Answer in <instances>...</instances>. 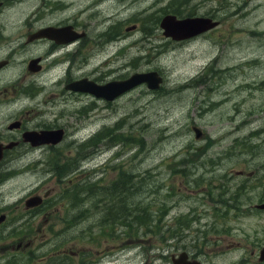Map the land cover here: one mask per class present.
Segmentation results:
<instances>
[{"label":"rangeland","instance_id":"374dc122","mask_svg":"<svg viewBox=\"0 0 264 264\" xmlns=\"http://www.w3.org/2000/svg\"><path fill=\"white\" fill-rule=\"evenodd\" d=\"M85 1L76 0V9L84 8ZM170 1L108 0L92 4L91 7L86 5L85 14L77 16L80 23H86L93 37L97 29L107 27L111 32L113 25L119 26L120 30L130 31L125 32V40L121 43L123 45L119 43L122 47L119 49V58L109 63L110 70L118 68L125 76L136 71L156 70L163 80L156 90H149L146 85H142L124 94L115 104V111L105 108L104 105H108L105 102L104 105L98 103L100 108L91 110L95 114L87 118L84 115L80 119L52 114L48 116L46 124L59 121L61 126L65 124L67 132L78 129L79 132L73 138L79 140L102 127L108 129L110 136H114L112 140L99 143L104 150L102 153L88 157L89 166L98 165L102 170L97 173L98 178L94 173L91 174V177L97 178L91 183V189L93 201L102 199L101 204L104 206L96 210L94 202L91 204L88 201L76 206L70 204L71 197H67L63 200L64 209L68 211L71 206L68 213L74 215L75 224L83 223L82 215L86 210L90 211L88 223L96 217L98 221L103 220L109 209L113 210L110 202L114 201L117 207L124 204L121 198L128 200V194L124 195L125 190L119 187L120 181L128 174L131 176L130 186L133 187L127 189L132 192L129 196L131 199L125 201V205L131 210L141 203L142 198L154 197L155 189L162 188L157 199H163L166 190L176 193L172 202L179 200L182 204L174 212H178L176 217L185 225L182 238L177 244L190 253L200 252L203 264H264L258 262L259 249L264 245V210L252 208L254 204L264 202V170L260 168L264 165L261 164L264 160V0ZM193 7L196 12L192 10ZM169 9L174 10L173 13L178 16L188 10L197 15L211 14L212 18L218 20L219 26L196 38L195 42L183 50L182 46L188 43L183 45L169 42L160 31L154 39L156 47L140 43L141 28L161 29L160 21ZM10 11L14 12L12 9ZM5 17L3 13V24L21 27L20 22H17L19 17L15 16L10 24H6ZM133 24H139L141 28L133 27L129 30ZM19 33L23 35L24 30H19ZM167 42L176 48L181 47V51L168 47L166 51L159 50L161 44ZM113 48L114 45H111L110 50ZM120 51H123L122 57ZM146 57H151V60L146 61ZM22 67L24 70L18 81L2 80L5 74L0 73V88L7 84L15 87V84L23 80V91H38L41 84L35 72H28L26 64ZM80 74H88L87 69L80 70ZM9 93L6 95L8 99ZM22 106L21 101H16L12 108ZM81 107L87 108L84 104ZM28 108L29 105L14 115L28 119L25 113ZM48 113L46 111L45 116ZM8 117V114L0 111V123H4ZM194 127L201 131L199 138L195 137ZM73 138L69 136L65 143H60L59 149L64 151L67 159L76 162L86 152L80 146L77 149L74 144L70 146ZM48 150L39 155L45 156ZM192 150L196 153L189 154ZM56 161L60 160L55 159L54 163ZM12 166L19 167L15 170L19 172L21 167L27 165L15 163ZM173 170L178 171L173 173ZM240 171L246 173L241 174ZM183 174H196L197 177L194 179L189 176L187 179ZM38 177L39 182L45 180L47 186L55 188V199L58 201L61 186L51 185L53 178L50 174L31 175L24 178V181L31 184ZM70 184L67 183L65 188L69 189ZM148 189L153 194L147 193ZM189 189H199L202 196H196ZM77 192H85V183L81 182L77 186ZM208 192L220 200L223 206L214 207L208 196L204 195ZM186 195L190 198L185 199ZM21 196L23 194H11L6 202ZM62 215L63 212H58L56 219ZM167 220L164 217L160 227ZM128 221L133 223L132 219ZM29 223V226L36 225L33 217L25 218L21 225L24 227ZM60 225L55 224L52 229H61ZM85 226L80 224L64 228L61 234V237L67 236L64 238L44 239L46 243L41 252H52L55 244L70 239L78 241H71L67 247H85L86 234H75ZM95 226L99 224H93L92 227ZM43 230L46 232L48 229ZM126 230L124 226H119L115 233L123 234ZM128 230L131 231V228ZM159 241H156L157 245L162 243ZM128 248L134 252L133 247ZM48 259H40L36 264H48ZM161 263L165 262L156 260V264Z\"/></svg>","mask_w":264,"mask_h":264},{"label":"flooded vegetation","instance_id":"af4514ba","mask_svg":"<svg viewBox=\"0 0 264 264\" xmlns=\"http://www.w3.org/2000/svg\"><path fill=\"white\" fill-rule=\"evenodd\" d=\"M90 1L86 0L85 4ZM103 1L97 0L96 2L101 4ZM76 6V0H0V73L5 74V78L1 79L5 81L16 79L18 81L24 70L22 65L26 64L25 69L31 73L35 72V76L41 84L36 92L23 91V80L19 81V84H15V87L7 84L0 88V96H2L0 111L9 115L4 123H0V264H36L38 260L47 257H49L46 261L48 264H156L157 259L165 262L161 264H203L200 261V252L190 253L185 247L180 248V244H177L182 238V230L185 225L180 218L176 217L178 212H174L182 203L179 200L172 202L176 196L173 191L166 190L164 198L157 199L158 192L162 188L155 189L154 197L142 198L141 203L135 206L131 215H127L128 219L133 220V228L131 231L126 230L123 234H117L115 230L117 231L119 226L123 227L124 204L116 207L114 201L110 202L113 210L109 209L108 215L100 220L101 222L96 217L90 223H88L89 210H86L84 214L83 223L75 224L73 222L74 215L68 213L71 206L68 211L64 209L63 200L67 197H71L70 204L74 203L76 206H80L84 201L91 202V204L94 202L96 210L99 209V206H104L101 204L102 199L93 201L91 189L93 178L89 176L91 165H88L89 152L87 148L99 141L100 130L106 131V128L102 127L94 135L91 134L79 140L73 138L79 132L78 129L67 132L64 129L65 124L61 126L59 121L46 124L48 116L52 114L53 116L60 115L63 118L80 119L84 115L87 118L95 114L91 110L100 108L98 103L104 105L105 102L108 103V105H104L105 108L115 111L117 108L115 104L126 93L106 99L86 91L84 86L76 87L75 84L77 85L79 81H89L97 85H105L111 81L124 80L128 77L123 72H119L118 68L110 70L109 63H114L119 58V49L122 48L119 45L125 40V32L130 31L120 30L119 26L113 25L111 32L107 27L97 29V33L93 37L89 34L90 31L86 28V23H80L77 18L78 15L85 14L86 7L82 6L78 10ZM11 9L14 12L10 11ZM192 10L197 11L194 7ZM192 10L178 16L173 13L174 10L169 9L166 10L168 13L165 15L171 14L177 18L213 17L211 14L205 13L197 15L192 13ZM3 13L6 14V24L12 23L14 17L17 16L19 17L17 22H20L21 27L14 28L3 24L1 22ZM130 27L141 28L139 24H133ZM21 29L24 30L23 35L19 33ZM141 30L140 43L156 47L154 39L156 33L160 31L169 42L188 43L183 44L184 46L181 45V50H183L195 42L196 38L203 34L206 35L215 28L184 39L166 36L161 29L141 28ZM115 36L118 37L114 38ZM169 42L162 43L159 50L166 51L168 48H176ZM111 45H114L112 50H110ZM179 48L181 47L177 46L176 49L180 52ZM122 56L123 51H120V57ZM150 60L151 57H146V61ZM82 69H87L88 74H80ZM8 93L10 99L6 98ZM16 101H21L24 106L12 108ZM83 104L88 109L81 107ZM27 105L29 108L25 113L29 116L28 119H24V116L14 115L18 110H25ZM46 111L49 113L45 116ZM35 123L38 124L35 125ZM43 131H59L61 140L56 143L53 141L41 143L39 139L32 141L28 140L29 138L26 139L27 132H36L39 135ZM69 136L73 138L70 146L74 144L76 149L79 146L80 149L85 148L83 151L86 153L79 156L76 162L67 159L64 151L59 149L60 143H65ZM77 140L79 143L76 144ZM47 149L49 150L45 156L39 155ZM55 159L60 161L54 163ZM15 163H23L27 166L21 167V171L15 172L16 169H19V167L12 166ZM35 165L37 166L31 169ZM45 165L47 166L44 167ZM38 168L41 169L38 170ZM260 168L264 170V165H261ZM240 172L241 174L246 173L245 171ZM35 174L39 176L50 174L53 178L51 185L61 186L58 201L55 199V188L47 186V181L39 182V177L35 178L31 184L29 181H24V178L35 176ZM250 174L248 176H251ZM183 175L187 179L189 176L194 179L197 177L196 174ZM81 182L85 183L84 193L77 192V186ZM67 183H71L69 188L71 195L69 189L65 188L68 186ZM189 190L196 196H202L199 189ZM19 191L22 193L18 194ZM51 191L54 193L50 195ZM131 192L132 190L127 191L128 200L131 199L129 197ZM146 192L153 194L149 189ZM11 194H23V196L6 202L7 197ZM204 195L208 196V200L214 207L223 206L222 202L213 198L209 192ZM142 196L140 195V197ZM189 198L190 196L186 195L185 199ZM35 200V203H30ZM121 200L123 203L128 201L124 198ZM213 201H215L214 204ZM261 203L264 202L257 204ZM257 204H254L252 208H257L255 206ZM259 210L263 211L264 209ZM58 212H63L64 215L56 219ZM28 217H33L36 221V225H32L34 227L29 226L30 223L24 227L21 225L22 221ZM164 217L168 218L167 221L171 219L172 221L170 223L166 221L163 227H160ZM55 224H61L59 226L61 229H52ZM80 224H86V226L75 234H86L85 247L77 248L75 245L67 247L71 241H78L70 239L61 244H55L52 252H41L47 239L67 237H61L63 229ZM93 224H99V226L92 227ZM43 228L48 230L45 232ZM109 229H111L110 232ZM156 241L162 243L157 245ZM130 246L134 248V252H130L129 248L126 250ZM259 256L258 252V262L264 263V260H260Z\"/></svg>","mask_w":264,"mask_h":264},{"label":"bare ground","instance_id":"6f19581e","mask_svg":"<svg viewBox=\"0 0 264 264\" xmlns=\"http://www.w3.org/2000/svg\"><path fill=\"white\" fill-rule=\"evenodd\" d=\"M96 1L97 0H91L88 4L87 3L85 4V7H86V5L90 6L92 4L97 3ZM168 16L172 17L174 21H181V20H184V19H195V18H192V17L177 18L175 15L166 14V15L163 16V18L161 19L160 24H159V26H160V28H161V30L163 32L165 30L163 29L162 24H163L165 18L168 17ZM197 18H200V19L205 20V21H210V22H215L216 23L215 25H213L211 27H208V28L206 27V28L202 29L201 32L202 31H207V30H210V29H214V28H217L219 26L218 23H217L218 20H216V19H214L212 17H210V18H208V17H197ZM191 23L195 27H199L200 26L199 23L196 22V21H192ZM132 28L133 27H129V30L132 29ZM127 31H128V29H127ZM174 34L175 35H170V36L179 37L180 39H184V38L189 37L188 34H186L185 32H183V33L175 32ZM190 36H192V35H190ZM207 75H208V73H207ZM162 80H163V78L160 76L158 71H156V70H148V71H136V72H133L130 75H128V77H126L124 80L111 81V82H109V83H107L105 85H97V84H95L93 82H89V81H79V82H77V85L75 84V86L76 87H79V85L84 86V87H86L85 88L86 91H89L90 93L94 94L97 97H103V98H106V99H108V98L112 99L113 97H116V96L120 95L121 93H127L128 91H130L132 89H135V88H137L139 86H142V85L143 86L146 85V87L149 90H156V89H158V87H160V84L162 83ZM149 81H151V85L150 86L148 85ZM118 129H119V127H118ZM118 129H117V131H118ZM100 131H101L100 134L102 132H104L103 130H100ZM106 131H108V129H106ZM193 131L195 132V137L199 138L201 131L198 130L197 127H194ZM96 132H98V131H96ZM96 132H94L92 135H94ZM60 134L61 133L59 131H48V134H47L46 137L44 135H41L42 138H36L35 137V140L39 139V141L41 143H43V141L44 142L53 141V139H57L58 141H60L61 140ZM256 134L259 135V133H256ZM39 135H40V133H39ZM99 137H100V135H99ZM105 140H108V139H105ZM105 140H102V141H105ZM100 142L98 141L97 146H90V147L87 148V149H92V150L89 151V155H88L89 157L98 155V154H100V153H102L104 151V150L102 151V149L100 148V145H99ZM115 144L116 143H114L113 145H115ZM211 144L212 143H210V145ZM113 145H111V146H113ZM0 157H1V148H0ZM186 157H184V158H186ZM263 163H264V160L262 161L261 164H263ZM98 167H99L98 165H95V166L91 165L89 176H91V174L94 173L95 176L97 177L98 176L97 173H99V171H102ZM167 173H171V172H167ZM173 173H176V172H173ZM96 177L95 178L92 177L93 178V182L98 178V177L97 178ZM35 202H36V200L35 201H31L30 203H35ZM260 205H264V203L257 204L255 206L257 208H259L258 206H260ZM259 209H264V207L263 208H259ZM83 217H84V215H82V218Z\"/></svg>","mask_w":264,"mask_h":264},{"label":"water","instance_id":"95a60500","mask_svg":"<svg viewBox=\"0 0 264 264\" xmlns=\"http://www.w3.org/2000/svg\"><path fill=\"white\" fill-rule=\"evenodd\" d=\"M192 21L198 22L200 26L199 27L193 26L192 23H191ZM215 24H216L215 22L205 21V20H202L200 18L184 19V20H181V21H174L172 17L168 16V17L165 18L162 26H163V29L165 30L164 31V34L166 36H168V35H175L174 34L175 32H180V33L185 32L186 34H188V36H190V35H193L194 36V35L200 33L202 29H204L206 27L207 28L208 27H211V26H213ZM148 85L149 86L151 85V81H149ZM26 134L28 135L26 139L29 138L28 140H31L32 141L33 139H35V137L36 138H42L41 135H44L46 137L47 134H48V131H43V132L40 133V135H38L36 132H27ZM53 141H54L53 143L58 142L57 139H53ZM258 207L259 208H263L264 205H260ZM259 259L262 260V261L264 260V246L260 250Z\"/></svg>","mask_w":264,"mask_h":264},{"label":"trees","instance_id":"16d2710c","mask_svg":"<svg viewBox=\"0 0 264 264\" xmlns=\"http://www.w3.org/2000/svg\"><path fill=\"white\" fill-rule=\"evenodd\" d=\"M100 135V137H99V142L100 141H102V140H105V139H108V140H112L113 138H114V136H110V133L108 132V131H104V132H102L101 134H99ZM97 143H98V141L97 142H95V143H93L91 146H97ZM193 154V153H196V151L195 150H192L191 152H190V154ZM184 171H187L186 169H183ZM175 171H178V170H173L172 172H175ZM131 176H129L128 174L127 175H125V179L123 180V181H120V185H119V187L121 188V189H124L125 190V192H124V195L127 193L126 191H127V189L129 188V187H133V186H130V185H132V182H131V180H129V178H130ZM131 179V178H130ZM121 193H119V195H120ZM123 194V193H122ZM124 207H125V209L123 208V211H124V219H123V221H124V224H123V226L125 227V228H127V230L129 229V228H133V223L132 222H129L128 220H130V219H128L127 217L129 216V215H131V212H132V210L128 207V206H126L125 205V202H124ZM112 213V212H111ZM129 213V214H128ZM128 215V216H127ZM110 230L111 229H109V232H110Z\"/></svg>","mask_w":264,"mask_h":264}]
</instances>
